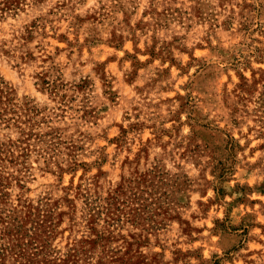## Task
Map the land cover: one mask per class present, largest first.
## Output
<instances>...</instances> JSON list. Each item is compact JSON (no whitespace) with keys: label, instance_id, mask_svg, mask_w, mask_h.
<instances>
[{"label":"rangeland","instance_id":"obj_1","mask_svg":"<svg viewBox=\"0 0 264 264\" xmlns=\"http://www.w3.org/2000/svg\"><path fill=\"white\" fill-rule=\"evenodd\" d=\"M0 264H264V0H0Z\"/></svg>","mask_w":264,"mask_h":264}]
</instances>
